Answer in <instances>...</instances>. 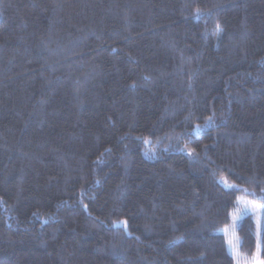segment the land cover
Here are the masks:
<instances>
[{"label":"trees","instance_id":"1","mask_svg":"<svg viewBox=\"0 0 264 264\" xmlns=\"http://www.w3.org/2000/svg\"><path fill=\"white\" fill-rule=\"evenodd\" d=\"M239 197L264 206V0H0V264H236ZM236 234L264 260V207Z\"/></svg>","mask_w":264,"mask_h":264},{"label":"rangeland","instance_id":"2","mask_svg":"<svg viewBox=\"0 0 264 264\" xmlns=\"http://www.w3.org/2000/svg\"><path fill=\"white\" fill-rule=\"evenodd\" d=\"M263 205L256 203L244 197H239L236 203V209L232 213L231 222L226 227L222 228L219 233L223 234L226 239L228 253L235 259L236 264H242L243 258L239 252V238L236 234L237 226L241 219L246 216H251L258 224L260 212ZM259 256L256 254L253 263L258 264Z\"/></svg>","mask_w":264,"mask_h":264},{"label":"snow or ice","instance_id":"3","mask_svg":"<svg viewBox=\"0 0 264 264\" xmlns=\"http://www.w3.org/2000/svg\"><path fill=\"white\" fill-rule=\"evenodd\" d=\"M145 143H147V141H145ZM258 264H264V260H259Z\"/></svg>","mask_w":264,"mask_h":264}]
</instances>
